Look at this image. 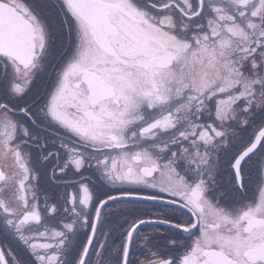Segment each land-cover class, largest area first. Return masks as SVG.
<instances>
[{
  "label": "snow or ice",
  "instance_id": "obj_1",
  "mask_svg": "<svg viewBox=\"0 0 264 264\" xmlns=\"http://www.w3.org/2000/svg\"><path fill=\"white\" fill-rule=\"evenodd\" d=\"M0 264H264V0H0Z\"/></svg>",
  "mask_w": 264,
  "mask_h": 264
}]
</instances>
